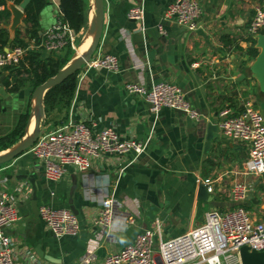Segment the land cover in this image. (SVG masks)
<instances>
[{
  "label": "crops",
  "instance_id": "crops-1",
  "mask_svg": "<svg viewBox=\"0 0 264 264\" xmlns=\"http://www.w3.org/2000/svg\"><path fill=\"white\" fill-rule=\"evenodd\" d=\"M44 1L37 15L40 41L50 25L61 18L58 0ZM168 1L103 0V27L94 53L113 54L118 70L81 66L69 106L52 109L47 116L43 112L40 121L39 132L70 119L92 124L94 131L113 127L124 139L148 138L145 151L136 160L125 165L130 154L105 153L93 158L87 170L67 166L56 182L44 179L42 165L29 150L0 165V189L12 192L16 199L17 219L5 228L16 253L32 251L36 264H102L106 255L131 242L137 233L158 225L160 236L168 238L200 224L210 208L224 210L234 205L226 189L234 178L231 171H238L247 157V144L223 137L216 128L204 153V137L207 123L217 126L219 108L227 106L238 112L246 99L264 119V80H259L253 71L254 59L243 54L250 45L245 27L253 7L264 6V0H200L201 14L191 31L163 18ZM133 5L143 6L141 24L126 17ZM90 15L86 14L83 28L73 31L79 41L70 58L89 42L82 44ZM10 17L9 14L5 26ZM22 25L21 21L18 28ZM19 36L39 49L41 56L52 53L37 47L38 43L27 38L23 29ZM2 72L6 76L7 70ZM158 81L177 85L198 119L166 108L154 113L143 99L127 95L123 88L126 82L148 87ZM31 90L26 83L8 93L1 84V132L12 129L18 115L29 113ZM21 174L33 179L36 208L45 203L66 207L75 215L79 225L75 236L57 237L49 231L36 210L32 211L30 183L17 179ZM205 178L216 180L223 192L215 195L205 190V199L199 197L198 186ZM261 190L256 183L243 203L246 209L257 207ZM106 195L115 202L108 233L93 225L99 201ZM89 246L94 257L83 263L81 257ZM16 259L25 264L20 256ZM229 264L239 261L233 258Z\"/></svg>",
  "mask_w": 264,
  "mask_h": 264
},
{
  "label": "built area",
  "instance_id": "built-area-1",
  "mask_svg": "<svg viewBox=\"0 0 264 264\" xmlns=\"http://www.w3.org/2000/svg\"><path fill=\"white\" fill-rule=\"evenodd\" d=\"M143 13L142 5H133L126 11V17L141 24ZM200 14V0H169L163 9L164 19L189 31L195 28ZM260 30L264 31V6L256 5L245 33L248 38L255 39ZM75 42L73 30L58 17L37 47L47 52H59L66 46L75 50ZM32 48V44H27L24 47H5L0 51V74L6 67L16 65L25 51ZM84 65L106 71L118 70L117 58L109 53H93ZM123 88L127 95L143 99L154 113L163 108L178 109L192 120L198 119V113L190 106L184 92L171 82L158 81L148 87L126 82ZM216 124L223 137L242 141L248 148L240 169L231 171L234 178L226 189V195L234 205L224 210L210 208L205 211L200 224L168 238L160 236L158 225L137 233L131 242L106 255L102 264H229V260L238 259L240 246L255 251L264 250V119L246 99L238 112H232L227 106L219 108ZM147 143L148 138H121L110 126L94 131L92 124L69 119L51 130L39 132L28 150L42 165L44 179L56 182L67 166L78 171L87 170L93 158L105 153L119 156L130 154L125 164L128 165L145 151ZM200 182L208 193L216 195L223 192L222 187L216 185V180L205 178ZM256 183L262 186L260 202L249 210L243 203L253 192ZM114 210L115 202L111 195L100 199L93 225L108 233ZM17 215L14 194L0 189V264H19L16 259L19 256L25 264H36L34 253L30 250H17L16 253L14 241L5 233V228L16 221ZM37 215L54 236H75L79 231L75 215L66 207L41 203L37 207ZM93 257V249L89 246L81 262L87 263Z\"/></svg>",
  "mask_w": 264,
  "mask_h": 264
},
{
  "label": "trees",
  "instance_id": "trees-1",
  "mask_svg": "<svg viewBox=\"0 0 264 264\" xmlns=\"http://www.w3.org/2000/svg\"><path fill=\"white\" fill-rule=\"evenodd\" d=\"M7 2L18 5L23 12V27H17L15 29L14 36L10 42H7L8 31L5 27L6 18L10 14L5 6ZM44 4V0H0V51L5 47H24L28 44L24 38L19 36L21 29H23V33L26 34L27 38L34 39L36 44L39 43L41 37L37 34V15ZM58 6L61 19L74 32H78L85 26V11L88 7V0H58ZM246 41L250 45L243 51V54L247 59H253L258 53V49L255 47V39L246 38ZM236 48L242 50L239 46ZM71 50L66 46L60 50L61 54L52 52L45 56H41L38 52L39 49L32 48L26 50L16 65L5 68L7 74L1 83L3 90L8 93H13L26 83L33 89L46 78L52 76L57 69L61 68L69 60L72 54ZM77 72L78 70L57 85L46 90L43 96L44 116H47L52 109H64L69 106L74 93ZM27 117V113L18 115L17 121L12 129L7 132L0 131V151L10 147L23 135Z\"/></svg>",
  "mask_w": 264,
  "mask_h": 264
},
{
  "label": "water",
  "instance_id": "water-1",
  "mask_svg": "<svg viewBox=\"0 0 264 264\" xmlns=\"http://www.w3.org/2000/svg\"><path fill=\"white\" fill-rule=\"evenodd\" d=\"M5 6L11 16L9 24L5 26L8 31L7 42H10L14 36L15 29L19 26L23 19V12L21 8L11 2H7ZM85 12L87 15L89 14V12H91V15L87 21V26L85 28L82 40L84 41L87 37H90L88 44L82 52L72 55L70 60H68L61 68L57 69V71L52 76L46 78L43 82L36 85L32 89L30 93V109L26 120V125L24 127V133L14 144L0 152V165L8 163L25 150H28L29 147L36 140L40 131V121L43 116L42 99L46 90L57 85L70 74L79 70L80 67L83 66L94 53L103 27V0H90V5L87 7ZM255 47H257L258 49V53L253 58L254 63L252 65V68L253 71L257 74L258 79L264 80L263 30H260L255 36ZM4 76L5 73L2 72L0 74V86ZM174 111L178 115H185L184 111L182 110L176 109ZM31 120L32 127L30 131H28V126ZM216 128L217 126L211 123H207L206 125V133L204 137L205 142L203 145L204 153L209 149L210 140L212 138V132L215 131ZM17 179H26L30 183L31 207L32 211H34L35 209L37 212L35 196L36 188L33 184V179L31 177H27L24 174H21L19 177H17ZM198 195L202 199H205L204 195H207L202 184L198 186ZM38 255H40V253H38ZM237 257L239 264H264V250L255 251L253 249H248L246 246L243 245L239 247Z\"/></svg>",
  "mask_w": 264,
  "mask_h": 264
},
{
  "label": "bare ground",
  "instance_id": "bare-ground-1",
  "mask_svg": "<svg viewBox=\"0 0 264 264\" xmlns=\"http://www.w3.org/2000/svg\"><path fill=\"white\" fill-rule=\"evenodd\" d=\"M90 13H91V12H90ZM89 39H90V37H87V38L82 42V44L85 43V42H88ZM84 48H85V47H84ZM84 48H83V49H84ZM80 52H82V49H81V51L79 50L77 53H80ZM31 127H32V120H31L30 123H29L28 131H30Z\"/></svg>",
  "mask_w": 264,
  "mask_h": 264
},
{
  "label": "rangeland",
  "instance_id": "rangeland-1",
  "mask_svg": "<svg viewBox=\"0 0 264 264\" xmlns=\"http://www.w3.org/2000/svg\"><path fill=\"white\" fill-rule=\"evenodd\" d=\"M76 40H77V37H76ZM79 41V39H78ZM78 41L75 42V48H76V43H78ZM19 106V101L16 103V106L15 107H18ZM1 152V151H0ZM258 200V199H257Z\"/></svg>",
  "mask_w": 264,
  "mask_h": 264
}]
</instances>
